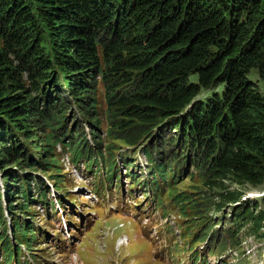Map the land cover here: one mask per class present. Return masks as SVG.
Returning a JSON list of instances; mask_svg holds the SVG:
<instances>
[{
    "label": "trees",
    "instance_id": "trees-1",
    "mask_svg": "<svg viewBox=\"0 0 264 264\" xmlns=\"http://www.w3.org/2000/svg\"><path fill=\"white\" fill-rule=\"evenodd\" d=\"M52 67L75 90L92 92L99 79L103 82L109 138L132 146L153 126L174 128L175 134L156 140L170 161L176 155L175 167L167 159L158 168L176 180L181 154L193 151L204 182L219 189V209L242 193L227 188L226 179L240 186L263 181L264 95L249 74L255 69L264 83V0H0V134L14 144L21 137L32 142L34 134L21 121L30 115L44 121L47 144L28 145L30 154L53 155L44 164L54 167L50 176L57 183L54 176L61 168L53 149L56 141H63L60 129L66 120L53 124L59 118L44 115L47 104L42 105L48 91L39 93L40 82L57 80ZM24 71L34 76L31 87L22 82ZM89 98L85 111L96 120L95 104H88L95 103V96ZM90 124L95 136L98 122ZM73 135V143H67L72 152L87 150L85 135L77 130ZM11 142L3 147L0 163L20 154ZM143 147L152 151L148 144ZM9 176L25 195L31 180ZM37 185L45 187L39 181ZM263 207L257 201L240 205L233 224L241 228L250 223L258 232L264 226ZM26 227L15 222L23 237L33 234Z\"/></svg>",
    "mask_w": 264,
    "mask_h": 264
},
{
    "label": "rangeland",
    "instance_id": "rangeland-1",
    "mask_svg": "<svg viewBox=\"0 0 264 264\" xmlns=\"http://www.w3.org/2000/svg\"><path fill=\"white\" fill-rule=\"evenodd\" d=\"M45 41L44 45L48 49L50 42L48 34L45 35ZM11 61L12 66L15 67L14 55L11 57ZM50 73L52 77L56 76L57 80L55 82L52 81L53 83L46 80V82H49L45 84L40 82L39 93L43 91L46 94V91H48L45 96L47 99L42 105L47 104L44 115L59 118L53 124L58 125L64 119L66 120L65 126L68 128L71 126L73 127L72 129L82 132V134H87L88 142L90 144L95 143L96 149L104 147L108 149L109 147L108 151L116 153L115 156H122L123 160L138 161L139 167L135 169V172L138 174H141L140 172H142L146 164L144 157L145 149H143V146L146 144L152 149L151 156L153 159L160 158V161L163 160V162L168 159V162L171 163V165L169 164L170 168L175 167L176 155L174 162L170 161L167 149L163 148V143L161 144L156 140L158 139L162 142L160 137L164 133L166 137L168 133L175 134L174 128L170 130L160 128V130L156 126H153V129L149 133L141 135L136 144L128 147L122 139L113 140L105 133L106 100L104 97V85L99 76H95L96 80L99 79L97 88L92 92H83L75 90L77 88L73 86L69 87L64 74L58 67H52ZM249 77L264 95V83L259 79V75L255 69L251 70ZM32 78L34 76H28L26 71L21 73V79L25 87H31L34 84L35 80L33 81ZM206 93H210V90H203L202 94ZM93 95L95 96V103L88 102V104L92 106L95 104L96 120H90L84 105L86 97L90 96L88 100L92 101ZM33 104L35 105L34 101L31 105ZM39 107L43 106L38 105V109ZM26 114L29 113L27 112ZM31 117L30 115L27 121L21 122H26L27 125H23H26L29 134H34L32 142L29 141L31 139L26 141L20 136V141L14 144L8 137L4 138L0 134V159L2 158L3 147L7 143L11 142L20 151L18 156L0 163V220L2 221L0 224V235H5V239L1 243L3 246L9 244L10 240L14 241V243L17 242V234H14L16 231V221L31 223L32 227H34L33 225L45 227L44 224L48 223L46 215L37 205L36 200L33 201L32 199L34 195L31 193L35 187L31 185L30 194L27 198V196L17 192V189L14 187L16 181L13 180L14 177L9 176L12 173L21 174L29 180L38 178L40 181L37 180V182L39 181V184L42 185L45 181H50L52 179L50 175L55 172L52 165L45 167L46 164H44V158L53 156L50 152L39 153L37 151L34 155L36 151H31L30 154V144H47L44 140V133L47 131V128L43 126L44 121ZM91 121L96 123L103 121L99 126L98 134L95 136L89 133ZM66 129L62 130L63 133L67 132ZM67 136L66 140L73 139L72 133H68ZM81 137L80 135L78 138L81 140ZM45 148L49 149V147ZM180 150H184L183 146ZM181 156L180 159L178 158L179 164L176 165L177 179L169 178L171 181L170 190L165 196L164 205H160L158 208L159 214H162V218L152 224L159 233L157 251H159L160 258L158 260L153 259L150 255L153 253L154 248L149 240L146 243L143 241L138 234L139 229L136 227L133 229L128 227L119 228L118 220H114L113 216H109L105 211H102L100 212V216L93 223H89L82 233L73 232V234L78 236V240L74 245L78 254L70 256L68 264H189V256L191 257L195 252L200 250L206 258V264H264V226L255 233L254 229L250 228V223H246L241 228H238L235 226V223L233 224L232 218L233 212L244 203L251 204L253 201H257L261 207L264 206V168L262 170L263 181L257 185L246 183L240 186L226 179L224 184L228 186L227 188H240L242 193L238 200L226 203L219 209L221 204L219 189L207 181L204 182L199 168L194 164L195 155L193 151L185 152L183 156L186 157ZM57 157L61 162H57L56 164L61 168L60 174L53 175L57 179V186L61 187L63 185L61 188L62 190H66L67 196L69 198H76L77 206L81 210V206L84 207V210H88L89 208L85 206L86 204L83 201L86 200V196L79 193V190H76V186L71 181V178L81 179L82 176L73 172L71 166L66 163L64 154H58ZM37 161H41L43 165ZM121 166L124 177L128 180L129 176H127L125 171L127 166L122 160ZM145 169L147 172L148 166H145ZM142 175L143 179H140L141 181L137 185L138 188L143 187L145 175L143 173ZM147 176L149 177V173H147ZM141 192H138L135 199L140 200L145 196ZM48 195H51V193ZM183 196H185V199ZM173 197L178 201H171ZM56 200H59L58 193H56ZM181 202H183L182 205L180 204ZM257 210L258 208L255 209V211ZM70 213L74 212L66 210V219ZM76 217H81L83 220L86 216L80 215L78 212ZM31 226L27 227L33 230ZM67 226L70 227L71 224L67 223ZM123 232L128 235L130 245H126L122 241L119 234ZM32 233L26 235V243L29 248H31L30 244L36 241V234L34 231ZM207 234L209 235L208 238H206ZM42 241L40 240L36 242L37 244H33L32 253L38 256L43 253H52L55 247L50 245L48 240ZM202 246H205L204 249ZM144 250H147L149 254H142L141 252ZM208 252L209 254L207 255ZM55 257L61 258L60 260L62 261H67L60 253L56 254ZM5 264H10V262L6 261Z\"/></svg>",
    "mask_w": 264,
    "mask_h": 264
},
{
    "label": "bare ground",
    "instance_id": "bare-ground-1",
    "mask_svg": "<svg viewBox=\"0 0 264 264\" xmlns=\"http://www.w3.org/2000/svg\"><path fill=\"white\" fill-rule=\"evenodd\" d=\"M45 188H46V189H49V188H47V186H45L44 189H45ZM53 188H54V185H53ZM10 225H11V224H10ZM126 245H130V244H126ZM132 245H137V244H132Z\"/></svg>",
    "mask_w": 264,
    "mask_h": 264
}]
</instances>
